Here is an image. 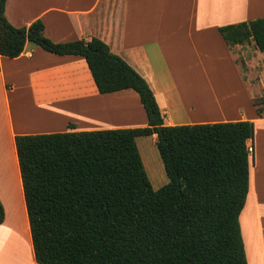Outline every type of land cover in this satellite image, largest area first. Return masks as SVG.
<instances>
[{
    "label": "trees",
    "instance_id": "16d2710c",
    "mask_svg": "<svg viewBox=\"0 0 264 264\" xmlns=\"http://www.w3.org/2000/svg\"><path fill=\"white\" fill-rule=\"evenodd\" d=\"M0 0V56L26 42L84 59L100 94L132 90L142 128L20 135L15 148L36 264H247L239 216L249 182V121L164 126L145 80L99 39L53 43L14 28ZM264 52V18L218 28ZM264 115V96L252 99ZM72 126V125H68ZM156 136L168 183L153 190L136 139ZM4 210L0 202V224Z\"/></svg>",
    "mask_w": 264,
    "mask_h": 264
},
{
    "label": "crops",
    "instance_id": "0c3cea01",
    "mask_svg": "<svg viewBox=\"0 0 264 264\" xmlns=\"http://www.w3.org/2000/svg\"><path fill=\"white\" fill-rule=\"evenodd\" d=\"M4 17L14 28L40 21L43 35L53 43L92 38L105 43L145 80L164 126L252 122L246 200L250 189L255 238L247 260L264 264V115L258 116L252 105V99L264 96V52L253 41L228 46L218 32L221 26L264 18V0H6ZM222 68L234 84L219 99L203 91L212 87V71ZM194 84L200 92L191 90ZM211 97L215 108H210ZM205 103L211 110L202 107ZM72 106L113 109L131 119L88 124L77 117L76 107L71 119L64 114L66 120L58 126L38 129L29 122L35 113H61L60 108ZM128 109L135 112L128 114ZM146 123L138 95L132 90L100 94L81 57L54 55L31 42L16 58L0 56V154L13 170L10 179L0 172V231L12 236L0 264H36L16 136L141 128Z\"/></svg>",
    "mask_w": 264,
    "mask_h": 264
},
{
    "label": "rangeland",
    "instance_id": "374dc122",
    "mask_svg": "<svg viewBox=\"0 0 264 264\" xmlns=\"http://www.w3.org/2000/svg\"><path fill=\"white\" fill-rule=\"evenodd\" d=\"M222 72H224L223 68L219 69L217 73L212 71V87L210 89H206L205 87V91H203L204 93L205 92H208L209 94L213 93L214 96H218L219 99H221L222 97L223 99V95H224L223 91H226L228 87H230V89H233V85L231 84H234V83L233 82L231 83L229 81V79L232 80L231 76H226L224 74L222 75ZM225 80L228 81V84L225 82ZM190 87H191V90L200 92V89L198 88L196 84L190 85ZM210 104H212L210 108L216 107L214 106L212 97H211ZM76 107L72 106V107L60 108L59 110L62 111L61 113L54 112L53 110L51 112H47L49 113L47 115L41 114V113H35L32 116H30L29 122L33 128H38V129L46 128V126L44 125L51 126L55 124L58 126L62 124L63 121L66 120V118L71 119L69 115L73 114L74 108L77 109V114H76L77 117H80L82 119L80 121L88 123V124H92L96 120L102 123L104 120L107 122L113 123V122L128 121L131 119V118H128V115L126 116V114L119 112L117 110H113V109L103 110V109L93 108L89 106H76ZM202 107L207 108V110H211L206 105V103ZM124 108L127 109V107H124ZM128 110H129L128 114H130L131 112L133 113L135 112L130 109ZM64 114H66V118H63ZM152 138L153 137L138 138L136 139V146H137V149H138L141 161H142L144 171L151 184V187L153 190H157L168 183V178L165 174L163 164L157 152L156 139L155 138L152 139ZM247 146H249V143ZM250 204H251V201H250V189H249L247 200L239 216L240 233H241V238H242V242L244 245V251H245V257H246L247 264H248L247 256L248 258L250 257V249L252 245L251 239L255 238L254 233L251 232L252 211H251ZM11 244H12L11 234L8 235L6 231H0V253H2L5 250L6 245H11ZM5 253L7 255L11 254L9 250H7Z\"/></svg>",
    "mask_w": 264,
    "mask_h": 264
},
{
    "label": "bare ground",
    "instance_id": "6f19581e",
    "mask_svg": "<svg viewBox=\"0 0 264 264\" xmlns=\"http://www.w3.org/2000/svg\"><path fill=\"white\" fill-rule=\"evenodd\" d=\"M205 110H207V108ZM0 172L5 173L9 179L12 178V166L7 157L3 154H0Z\"/></svg>",
    "mask_w": 264,
    "mask_h": 264
},
{
    "label": "built area",
    "instance_id": "2783aa9c",
    "mask_svg": "<svg viewBox=\"0 0 264 264\" xmlns=\"http://www.w3.org/2000/svg\"><path fill=\"white\" fill-rule=\"evenodd\" d=\"M248 152H250V149L248 148Z\"/></svg>",
    "mask_w": 264,
    "mask_h": 264
}]
</instances>
